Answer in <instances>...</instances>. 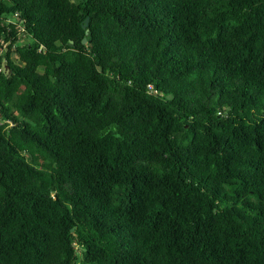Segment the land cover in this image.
Instances as JSON below:
<instances>
[{
	"label": "trees",
	"instance_id": "obj_1",
	"mask_svg": "<svg viewBox=\"0 0 264 264\" xmlns=\"http://www.w3.org/2000/svg\"><path fill=\"white\" fill-rule=\"evenodd\" d=\"M2 61L0 264H264V0H0Z\"/></svg>",
	"mask_w": 264,
	"mask_h": 264
},
{
	"label": "rangeland",
	"instance_id": "obj_2",
	"mask_svg": "<svg viewBox=\"0 0 264 264\" xmlns=\"http://www.w3.org/2000/svg\"><path fill=\"white\" fill-rule=\"evenodd\" d=\"M73 1H79V0H73ZM7 22H12V19L10 17H7ZM29 40L27 39V36L23 33H20L17 37V41L13 45V50L15 48L21 49V47L25 46L28 44ZM12 60H17V55L15 52H13Z\"/></svg>",
	"mask_w": 264,
	"mask_h": 264
},
{
	"label": "built area",
	"instance_id": "obj_3",
	"mask_svg": "<svg viewBox=\"0 0 264 264\" xmlns=\"http://www.w3.org/2000/svg\"><path fill=\"white\" fill-rule=\"evenodd\" d=\"M18 30H19V31H18L19 34L22 33L21 29H18ZM5 49H6V43L2 42V50H1V52H4ZM4 64H5L4 61H2V62L0 63V74H6V72H7V70H6L5 66H4ZM1 123H8V124L11 126V123H10L9 121H5V120H3V121H1Z\"/></svg>",
	"mask_w": 264,
	"mask_h": 264
},
{
	"label": "water",
	"instance_id": "obj_4",
	"mask_svg": "<svg viewBox=\"0 0 264 264\" xmlns=\"http://www.w3.org/2000/svg\"><path fill=\"white\" fill-rule=\"evenodd\" d=\"M88 22H89V19H88V17H87V18H85V19L83 20V23H82V25H81L82 29L85 30V33H86V34H87V26H88ZM85 43H86V39H83V40H82V44H85ZM70 44H72V43H70Z\"/></svg>",
	"mask_w": 264,
	"mask_h": 264
}]
</instances>
